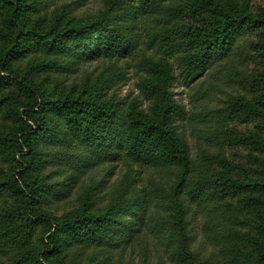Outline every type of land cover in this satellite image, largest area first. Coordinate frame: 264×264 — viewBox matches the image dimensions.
I'll list each match as a JSON object with an SVG mask.
<instances>
[{
	"label": "trees",
	"instance_id": "1",
	"mask_svg": "<svg viewBox=\"0 0 264 264\" xmlns=\"http://www.w3.org/2000/svg\"><path fill=\"white\" fill-rule=\"evenodd\" d=\"M49 3L0 0V120L13 124L9 134L0 130V163L9 167V174L0 168V197L15 201L10 210L0 208V264H106L142 236L154 207L175 212L169 214L179 240L173 256L182 264L194 240L187 233L190 208L201 238L218 243L197 264H264V12L254 15L240 0H138L136 6L105 0L94 20L72 24L56 14L50 21ZM185 11L201 16L199 23L178 28ZM150 17L156 52L140 56L135 97L108 94L110 78L79 94H43L29 80L30 72L70 75L81 63L137 57L136 32ZM251 35L257 39L247 41ZM246 63L259 68L253 83L262 90L253 101L230 103L227 112L261 122L257 132L233 136L258 155L251 158L254 177L240 181L211 172L212 157L203 151L192 166L181 131L186 114L172 88L177 80L189 87L218 75L237 84ZM113 164L122 173L98 183L96 195L86 190L80 208L58 217L39 210L68 201L92 167ZM52 175L64 180L51 181ZM232 197L237 204L225 201ZM96 199L104 203L95 210ZM87 251L93 255L86 258Z\"/></svg>",
	"mask_w": 264,
	"mask_h": 264
},
{
	"label": "rangeland",
	"instance_id": "2",
	"mask_svg": "<svg viewBox=\"0 0 264 264\" xmlns=\"http://www.w3.org/2000/svg\"><path fill=\"white\" fill-rule=\"evenodd\" d=\"M137 1L131 0L134 6ZM240 4L245 5L247 11L254 15L264 12V0H240ZM179 6H185V2H181ZM104 8L105 0H50L47 14L50 16V21L56 14L63 16L64 22L84 24L94 20ZM35 17L32 16L33 21ZM139 19L141 20L142 17ZM200 19L201 16L195 17L185 11L177 27L198 24ZM146 20L137 29V46L140 53L133 59L126 58L116 64L108 62L81 63L77 66L76 73L70 75L30 72L27 76L30 81L39 84L43 94H69L73 90L76 92L73 94H79L85 88L110 78L112 87L108 90V94H115L119 98L130 95L133 98L138 94L136 84L142 75L139 67L140 56L148 57L156 52L155 42L157 41L153 37L157 26L151 17ZM33 21L30 23H34ZM0 27H2L1 17ZM246 39L251 41L257 38L256 35H251ZM18 69L23 70L24 66L21 65ZM258 70L259 68L254 64H243L239 70L237 84L226 82L219 75L216 78L209 77L204 83L203 77L199 78L189 87H186L180 80L174 83L172 88L174 98L183 106L186 114L181 131L189 144L194 168L199 164L196 161H201L200 155L203 151L212 157L210 165L211 172L214 174L225 173L230 178L240 181L250 180L254 177L253 172L257 165L251 158L258 155L234 143L233 136L257 132L256 125L261 121L247 118L241 113L230 115L227 112V107L238 99L250 102L259 95L262 88L253 83V77ZM3 125L5 128H2ZM7 126H13V124L0 120V130L9 134L10 129ZM219 135H222L221 138L217 137ZM0 168L9 174V167L0 163ZM122 171L123 167L120 164L92 167L81 178L79 184L73 186L74 189L68 201L54 203L48 207L40 206L39 210L58 217L65 212L78 209L82 205L81 199L86 197V190L94 188L92 195H96L100 191L97 187L98 183L102 180L112 183ZM50 180L62 182L64 179L55 178L52 175ZM225 201L237 204L238 197L227 198ZM93 202H95L93 206L95 210L102 207L104 203L97 199ZM12 206H15V201L3 193L0 197V208L10 210ZM171 207L172 205H170ZM190 209L191 213L186 217L187 233L194 240L190 243V255L185 258L183 264H197L212 252L218 251V246L215 245L218 243L208 245L201 238L199 218L194 216V210ZM244 212L245 218L253 219L252 212ZM169 214L174 215L175 212L170 210L163 213L161 209L152 208L146 216V226L142 236L132 242L131 246L123 253L114 252L106 264H182L178 257L174 258L173 256L178 251L179 240L174 235L173 220ZM166 221L169 222V225L166 224ZM243 232H250V230L244 227ZM91 252H85V257L92 256ZM242 260L244 261V257ZM84 263L85 261L82 262V264ZM64 264H68V260H65Z\"/></svg>",
	"mask_w": 264,
	"mask_h": 264
}]
</instances>
